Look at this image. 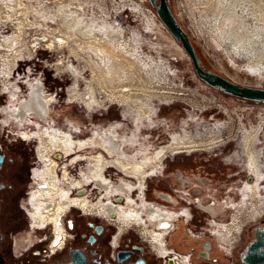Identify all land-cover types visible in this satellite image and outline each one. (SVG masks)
Wrapping results in <instances>:
<instances>
[{
  "label": "flooded vegetation",
  "instance_id": "af4514ba",
  "mask_svg": "<svg viewBox=\"0 0 264 264\" xmlns=\"http://www.w3.org/2000/svg\"><path fill=\"white\" fill-rule=\"evenodd\" d=\"M28 38L30 37L24 38L23 42L26 47ZM33 46H36V42ZM39 48L46 52L44 58L37 60L39 66L42 69L47 67L51 71L50 75L59 79L64 73L59 69L56 71L59 55L45 46ZM35 55L24 54L20 60L25 66V70L24 67L21 68L23 86H29L31 75L42 74L35 68L29 72L31 64H26ZM16 68L17 66L14 68L15 72ZM13 73L9 78L14 76ZM15 80L19 84L14 86L10 79L2 77L0 71V264H264V202L259 198L264 184V146L258 143L263 142L258 138L259 129L244 128L245 134L241 133L243 150L237 146V136L231 141L235 144L233 150L227 151V144L223 145L225 148L220 153L223 154L222 157L218 153L213 155L232 169L225 175L226 179L222 178L225 184L222 186L224 194L240 187L243 204L252 199L249 203L251 218H228V221H223L218 210L219 203L215 205V196L209 206L202 202L203 195L205 192L207 194L210 187L221 185L217 171H214L213 178L208 177V166L201 165L192 173L194 177L190 178L185 168L176 166L184 164L185 159L197 150L213 151L225 144L226 142H222L225 132L223 129H219V134L213 139L204 136L202 130L199 131L200 135L184 136L179 140L187 137L189 140L181 146L173 144L172 140L164 142L165 144H161L163 141L157 142L165 146L164 149L168 148V151L160 154L157 161L148 167L137 169V177L113 168L132 179L128 183L115 184L118 191L114 186L116 191L112 194L109 191L113 184H105L106 188L98 181L89 183L101 192L102 198L96 206L102 202L103 209L99 210L95 205H90L86 195L72 197L77 166L71 165L80 154L90 155L91 151L88 154V150L79 148L81 150L75 155L69 142L68 151L53 149L47 156L40 155V147L43 146V135L40 136V133L52 136L62 131L66 138L75 140L73 128L41 124L34 132V139L28 130L25 139L34 141L32 151L31 147L25 148L10 137L11 129L5 130L2 120L7 119L11 107L22 105L34 94L44 100L49 97L45 117L49 116L53 102L55 105L59 101H54L53 97V94L57 97L58 88L51 89L41 77L31 82L30 92L20 84L19 77ZM34 85H37L36 89ZM20 94L24 99V95H29V98L20 100ZM15 96L17 100L14 99ZM6 97L9 100L4 105ZM3 113L5 117L2 116ZM30 115L43 122L47 121V117L44 120L31 110L26 111L24 117ZM116 120L118 119L113 121ZM92 149L96 152L99 150ZM134 151L116 153L126 159L134 158L133 161L136 162L146 160L151 153V150ZM55 152H62L66 156L59 154L52 157ZM138 155L141 156L140 160L137 159ZM146 170L148 171L145 172ZM107 174L109 173L105 172L104 177L109 182ZM162 180L165 183L159 184ZM206 182L212 185L206 186ZM152 184H155L156 189L151 188ZM132 185L139 190L145 185L142 198L139 197L138 190L129 194L134 189ZM120 186L127 188L125 190ZM86 191L89 192L87 188ZM220 194L216 193L218 199L222 195ZM112 196L116 199L113 200ZM194 207L204 210L210 218L196 216L193 213ZM130 210L131 216L126 214ZM84 214L94 216L86 217ZM44 223L48 225L43 226ZM226 229L229 230L228 233Z\"/></svg>",
  "mask_w": 264,
  "mask_h": 264
},
{
  "label": "bare ground",
  "instance_id": "6f19581e",
  "mask_svg": "<svg viewBox=\"0 0 264 264\" xmlns=\"http://www.w3.org/2000/svg\"><path fill=\"white\" fill-rule=\"evenodd\" d=\"M100 1L102 0H54L53 2H50V0H0V29L4 30V33L7 27L12 30L10 34H0L3 37L0 39V48L7 51L5 53L4 50L0 49V63H2V69L0 70L3 78H8L13 73L15 66L19 63L18 61L22 58V55L24 56L27 49L26 44L23 43L24 36L29 33H39L38 38H34L37 39L35 41L36 47L45 46L56 54H60L63 47L66 49V55H59V58L63 60L59 65L57 60L56 71L59 69L62 73L64 72L63 74L66 73L74 78V81H71L65 87L67 92L65 98L68 103L80 101L78 98H74L73 94L78 89L81 91L85 84V88L79 94L82 95L87 92L85 97L88 98L89 93L94 96L82 99V105L87 111L105 109L106 101L120 105V118L109 123L107 127L96 129L97 131L94 130L92 135L77 137L74 129L75 140H69L62 131L52 136H46L43 132L40 133V136L43 135L41 137L43 146L40 147L42 157L49 155L53 149L68 151L70 150V143L75 155H78L81 150L79 148L84 150L99 149L88 162H85L87 154L84 153L74 160V163L84 162L77 167L72 197L86 195L87 201L92 207L99 203L102 195L99 194L96 199H92L90 191L96 187L93 186L88 192L86 191V185L91 187L89 183L98 181L106 188V185L113 184L109 191L111 194L116 191L114 186L118 183L113 180V177L107 175V180L111 184L104 177V173L108 172V168L112 167L122 172H129L137 177V169L148 167L157 161L156 158L160 154L168 151V148L164 149L166 147L160 145L162 147L159 151H156L154 156L151 152L146 160L140 162L133 161L134 158H129L131 160L126 159L116 153H131L132 151H127L129 149L139 150L136 145L138 141L134 135L137 134L142 124L146 123L148 127L155 126V114L152 115V112L154 109L157 110L158 102L154 101L163 99L166 94H170L174 89V86L171 85L170 65L164 64L159 59L157 62L162 66L158 69L156 59L150 58V55H147L148 57L143 55L142 49H140L142 39L135 37L133 32L132 36H127L120 26V22L116 25L108 20V12L104 13L102 3L99 4ZM128 4L126 3V6ZM187 4L190 8L192 22L195 23L194 26L197 30L200 28V32H208L214 45L228 59L229 64L236 66L241 60L242 64H239V67H241L242 72L246 73V76L258 79L257 74L253 76L249 71H255L262 66L261 62H264V0H187ZM93 5H98L100 14L95 16L96 12L93 10L94 8H91ZM136 7L138 5L133 3V0L130 1L129 9H136ZM148 18L149 20L153 19L151 16ZM177 19L179 20L178 17ZM44 37H49L51 40H45ZM65 63H67V68L63 67ZM84 64L85 66H83ZM56 75L59 77L58 73ZM81 84L82 88H80ZM36 86L34 85L35 89ZM36 95L34 94L31 99L24 101L22 105L12 106L8 118L2 120L5 122L4 124L10 123L11 128L13 126L20 127L18 131H13V133L23 140H26L25 134L28 130L34 139V132L43 124L41 121L35 120L28 126L23 125L26 111L31 110L40 118L43 117L44 120L47 117H45L46 104L49 97L44 100ZM53 97L56 101L54 94ZM70 97H72L71 100H69ZM14 99L17 100V96ZM124 108L138 111L136 118L131 116L132 114ZM29 119L31 120V117ZM125 121L134 126L131 136L120 133ZM114 124H117L118 134L116 129L107 130ZM214 137L213 133L208 135V139ZM188 140L187 137L181 141H175L173 144H180L179 146H181L183 142H188ZM142 150L145 151V148ZM59 154L62 157L66 156L62 152H55L52 157ZM44 173L45 171H43ZM49 177L54 179L51 174H49ZM116 187L118 191V186ZM119 188L126 190L127 187L120 186ZM145 189V185L142 190L134 187L129 194L138 190L139 197L142 198ZM121 199L123 200V197ZM101 204L102 202L96 208L102 210L103 205L101 206ZM125 213H121V215H125ZM126 214L131 216L132 211L130 210ZM47 225L48 223L43 224V226Z\"/></svg>",
  "mask_w": 264,
  "mask_h": 264
},
{
  "label": "rangeland",
  "instance_id": "374dc122",
  "mask_svg": "<svg viewBox=\"0 0 264 264\" xmlns=\"http://www.w3.org/2000/svg\"><path fill=\"white\" fill-rule=\"evenodd\" d=\"M53 1L54 0H50V2ZM117 1L121 2L122 3L121 6H125V7H127L126 3H130V1L132 2V0H117ZM101 2L102 1H100L99 4H101ZM110 2H112V0H110ZM110 2L108 6L109 8L106 11V13L108 12L107 13L108 19L111 16L110 18L111 20L120 22L121 23L120 26L124 29V32L127 36H132V32H133V35H135V37L141 38L142 43L140 44L141 46L140 49H142L143 55L146 56L150 55L149 56L150 58L156 59V64L159 67L158 69H160V67L162 66L157 62V60L159 59H161V61L164 64L170 65L169 69L171 71V78H172L171 85L174 86V89H172L173 92L178 93V91H180L179 89H182L180 88V85L186 87V90L182 92V95L184 96H179L181 95V93H179V95L175 94L177 96V99H175L173 102L165 103L162 102L164 101L163 99L160 100L154 99L155 100L154 102L156 103L158 102V105L156 104L157 110L155 111L154 109L152 112L153 114H155L154 116L155 126L148 127L146 123L140 126L137 134L134 135L136 137V140L138 141V143L136 144L138 146V149L142 150L146 147L145 152L151 150L153 155L154 153L156 154V151H159L160 148L162 147L160 146L159 141H163L161 144H163L164 142L166 143L170 142L171 140L173 142L181 141L179 139H181L184 136H188V135L190 136L194 134L200 135L199 130L204 131L203 135L206 137L210 135V133H213V135L215 136L214 138H216L217 135L219 134L218 130L223 129L225 132H223L222 142L224 143L226 142L225 144L220 145L219 147L215 148L213 151L199 150L195 154L187 157V159H185L184 164L180 163L177 164L176 166L185 168L184 170L188 172V177L190 178L194 177L192 173L197 171L201 165L208 166L209 169L208 177L213 178L214 171H217L218 175L220 176L219 179L221 185L210 187L208 190L207 188H205V190H207V194L205 192V195H203L202 198L204 199V201L202 202H204L205 205L209 206L210 203L213 202L212 198H214L215 196V201H216L215 205L219 203L218 210L220 211V216L223 221H228V218H237V219L239 217L251 218L249 214V210H250L249 203L252 202V199H248L244 203V204L247 203L245 207V205L242 202V190L240 187L236 190L234 189L229 190L230 193L224 194L223 192L224 187H222L224 184L223 183L224 180H222V178L226 179L225 175H227V173H230L232 169L231 166L223 165L222 162L219 161V159L214 157L216 156L214 154L218 153V155H220V153L225 148V147L223 148V145H227V144H228L227 151L230 149L233 150L235 144H233L231 141H233V139L236 138L237 136H239V138L236 140L237 146L239 147L240 150H243L241 136L242 134H245L244 128L247 129L253 128L255 130L259 129L258 138L259 141L263 140V142L262 143L258 142V143L264 146V104L240 101L237 99L238 97L228 94H223L216 88L211 87L202 80H200L194 71L193 64L190 58L188 57V55L186 54L180 43H178L170 35L169 31L160 21L155 10L152 8L149 0H133V3L138 5L139 8L136 7V9H132V10L125 9L126 11L120 12L118 14H114L112 12L113 2L112 3ZM169 3L174 15L179 18V22L181 23L183 28L186 29V31L190 36L191 41L196 46L198 51L197 53L200 56L199 58L207 70L223 74L225 77H228L231 80L240 84L251 85V86L257 85L259 78L256 79V77L246 76L245 75L246 73L244 74L242 72L241 67H239V64H242L241 60L240 62H238L236 66H231L229 64L228 59L225 58V56L222 55V53L214 45L210 35H208V32H200V28H198L197 30V28L194 26L195 23L192 22V18H191L192 16L190 14V8L188 7L187 0H169ZM102 7L104 6L102 5ZM91 8H94L93 10H95V8L98 11L100 10V8H98V5H93V7ZM97 14H100V11L96 12L95 16ZM149 16H151L153 19L149 20L148 18ZM5 31H6L5 33H9V34L12 32L10 27H7ZM3 33L4 30L2 31L0 29V34ZM29 34L31 35L29 36L30 37V39L28 40L29 43H27L28 49H26L25 55L26 56H31L33 54L36 55L33 60L31 59V62H27L26 64H31V67L29 68V72H32L33 68H35L37 72L42 73L38 75H31V79L29 81L33 82L41 77V79L45 81L44 82L45 85L49 86L51 89L58 88L57 89L58 95L56 99H58L59 101L55 105L53 102V105L50 107L49 116L47 117L46 122H43L39 118L30 115L28 117L30 118L32 116L34 120H32V118L30 120L26 116L25 119L23 120V125L28 126V124H31V122H35V120H38L46 125L53 124L61 128L62 127L70 128V129L73 128V133H74V129L76 130L75 132L76 136L83 137L90 134L92 135L93 134L92 132L94 130L96 129L98 130L102 127L103 128L107 127L108 124L111 123L113 120L119 119V117L121 116L119 110L120 105H116V103L112 104L111 101H106V105H104L106 106L105 109L100 108L90 112L84 108V106L82 105L83 102L82 99H88L90 97H94L93 94L91 93H89L88 98L85 97L87 92H85V94L82 95L79 94L85 88V84L83 86V89H81V91H79L78 89L74 91L73 94L74 98H78L80 101L78 100L79 102L72 101L68 103L65 98L67 97L66 94L67 92L65 91L64 88L69 83H71V81H74V78H72L71 75H67L65 73L59 79H57L54 78V76L50 75L51 71L48 70L47 67L42 69L39 66L40 64L39 61L37 60H40L39 58H44L46 56L45 54L46 52L42 51L39 47L33 46V44L35 43L34 38L35 37L38 38L39 33L38 34L29 33ZM44 38L45 40L48 39L51 40V38L49 37L48 38L44 37ZM0 49L4 50L3 52L5 53L7 52L5 49L2 48ZM49 50L51 51V49ZM65 50H66L65 47H63L60 51V54L58 53V55L61 56L66 55ZM57 60L58 63L61 64V60L63 59L58 58ZM32 63H34L35 65ZM23 65L24 64L20 61L16 65L17 66L16 72L14 69V73H13L14 74L13 77L20 78L21 85L23 83L21 77L22 75L21 68L24 67L25 70V66ZM261 65L264 70V62H261ZM83 66H85V64ZM63 67L67 68V63H65ZM0 69H2V63H0ZM70 70L72 69L70 68ZM74 73L77 74L76 72ZM13 77L12 78L8 77V79H10L12 81V85L15 86L19 83H17V80H15L16 78L14 79ZM31 82L29 86H27V84H24L25 86L22 85L23 87H27L28 92H30ZM183 82L185 83L183 84ZM80 88H82V84L80 85ZM24 96L25 99L29 98V95L28 96L24 95ZM20 97H22L20 100H24L21 94ZM70 98L72 99V97ZM8 100L9 99L6 97V101L4 105L8 103ZM124 110L131 113L132 114L131 116L133 117H135L136 113L138 112L132 109L124 108ZM2 116L5 117V114L3 113ZM4 123L5 122L2 121V125H4L5 130L11 129L12 131V133H9L10 137H13L15 142L20 143L25 148L31 147V151H32V143L34 141L22 140L17 136V134L13 133V131H18L20 127L17 128L13 126V128H11L10 123L7 124ZM116 126L117 124H114L107 130L116 129V133L118 134V128ZM133 130H134V126H132L130 122L125 121V125L123 124L122 128L120 129V133L122 135L131 136ZM237 146H236V150L238 149ZM146 149L149 150L146 151ZM136 150L137 149H135V151ZM89 151H91V153ZM127 151H133V150L129 149ZM95 152L96 150L94 149L92 150L88 149V154L90 153L91 155H87V159L85 160V162H88V160H90L94 156ZM222 155L223 154H221L220 156L222 157ZM207 158L210 160L203 161V159H207ZM137 159L140 160L141 156L138 155ZM82 162L84 161L72 163V165L71 164L70 165L71 166L75 165L78 167V165L80 166ZM77 167L75 168V176H77L76 173ZM107 173H109L107 175H111L112 177L114 176L113 180H115L117 183L120 182L128 183L130 182V179H132V177L126 176L124 173L116 172V170L113 169L112 167L108 168ZM156 183L157 182H155V184ZM160 183L164 184L165 181L162 180L159 182V184ZM155 184H152L151 188L156 189ZM205 185L206 186L212 185V183L206 182ZM86 187L88 190H91L93 188V185H91V187L89 185H86ZM261 191H262V196H260L259 198L262 199L261 202H264V184L263 186H261ZM100 193L101 192L98 188L96 189L93 188L90 191L91 194L90 197H92V199H96V197ZM216 193L222 194V195L220 194L221 196L219 197V199L217 198ZM232 195H234V198L233 197L231 198ZM112 197L113 200L116 199L114 196ZM262 206H264V203ZM194 208H193V213L196 216L200 217L201 215H203L206 218H210L208 217V215H206L207 213H205L204 210H201L198 207L197 208L194 207ZM231 214H234V217H231ZM84 215L86 217L94 216L91 214L90 215L84 214ZM237 225H238V221H237ZM226 231L228 233L229 230L226 229Z\"/></svg>",
  "mask_w": 264,
  "mask_h": 264
},
{
  "label": "water",
  "instance_id": "95a60500",
  "mask_svg": "<svg viewBox=\"0 0 264 264\" xmlns=\"http://www.w3.org/2000/svg\"><path fill=\"white\" fill-rule=\"evenodd\" d=\"M153 6L157 0H150ZM157 16L165 28L172 34L184 51L189 56L197 77L211 87L220 89L228 95H232L244 100L264 104V88L251 87L233 82L229 78L210 70L204 69L199 61L194 44L189 34L183 28L177 17L174 15L167 0H159L156 8Z\"/></svg>",
  "mask_w": 264,
  "mask_h": 264
},
{
  "label": "built area",
  "instance_id": "2783aa9c",
  "mask_svg": "<svg viewBox=\"0 0 264 264\" xmlns=\"http://www.w3.org/2000/svg\"><path fill=\"white\" fill-rule=\"evenodd\" d=\"M58 1V0H57ZM109 2H110V0L108 1V0H102V5L104 6L103 8H104V10H105V12L104 13H106V11H107V9L109 8L108 6H109ZM112 2H113V9H112V12L114 13V14H118V13H120V12H123V11H126L125 9H127V10H131V9H129L130 8V3L127 5V7H125V6H121V2H119V1H117V0H112ZM112 2H110V3H112ZM95 11L96 12H99L96 8H95ZM111 18V16L109 17V19ZM108 19V20H109ZM111 20V19H110ZM112 22H114V24H118L119 22H117V21H115V20H111ZM121 24V23H120ZM249 73L250 74H252L253 76H255L256 74L259 76L258 78V83H257V85H255L254 87H259V88H264V70H263V67L262 66H260L258 69H256L255 71L254 70H252V71H249ZM261 73V74H260ZM185 82H183V84H184ZM180 88H182V89H180V91H178V93H170V94H166V96L165 97H163V100L164 101H162V102H165V103H169V102H173L175 99H177V96L175 95V94H177V95H179V93H181V95H179V96H184V95H182V92H184V90H186V87H184V86H182V85H180ZM198 151V150H197Z\"/></svg>",
  "mask_w": 264,
  "mask_h": 264
},
{
  "label": "trees",
  "instance_id": "16d2710c",
  "mask_svg": "<svg viewBox=\"0 0 264 264\" xmlns=\"http://www.w3.org/2000/svg\"><path fill=\"white\" fill-rule=\"evenodd\" d=\"M150 1V0H149ZM158 2H159V0H157V2H156V5L155 6H153L152 4H151V6H152V8L155 10V12H156V8H157V5H158ZM167 2H168V4H169V6H170V3H169V0H167ZM171 7V6H170ZM156 14H157V12H156ZM194 47H195V50H196V52H198L197 51V48H196V46L194 45ZM197 55H198V53H197ZM200 56L198 55V58H199ZM199 61H200V64H201V66L204 68V69H206V67L203 65V63L201 62V60H200V58H199ZM217 90H219L220 92H222L223 94H226L225 92H223L222 90H220V89H217ZM238 100H240V101H243V102H252V101H249V100H244V99H241V98H237ZM254 103H258V102H254Z\"/></svg>",
  "mask_w": 264,
  "mask_h": 264
},
{
  "label": "crops",
  "instance_id": "0c3cea01",
  "mask_svg": "<svg viewBox=\"0 0 264 264\" xmlns=\"http://www.w3.org/2000/svg\"><path fill=\"white\" fill-rule=\"evenodd\" d=\"M200 131V130H199Z\"/></svg>",
  "mask_w": 264,
  "mask_h": 264
}]
</instances>
